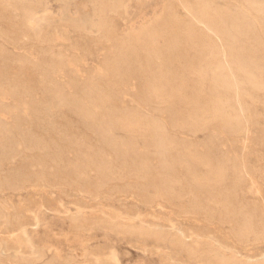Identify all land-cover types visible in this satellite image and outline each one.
<instances>
[{
	"label": "rangeland",
	"instance_id": "374dc122",
	"mask_svg": "<svg viewBox=\"0 0 264 264\" xmlns=\"http://www.w3.org/2000/svg\"><path fill=\"white\" fill-rule=\"evenodd\" d=\"M80 1L24 0L8 16L0 4V48L12 57L0 82V154L5 157L2 162L0 156V264H252L263 259L264 9L252 0H123L111 14L113 31H107L84 14ZM183 6L192 7L193 15ZM202 7L214 17L215 33L198 21ZM165 12H175L194 37H158V46L169 53L162 67L156 66L161 61L156 56L152 68L146 66L137 40L135 52H124L115 63L110 34L137 37ZM202 32L206 35L200 37ZM206 44L217 51H201ZM59 58L64 65L51 68ZM199 58L201 64L185 63ZM43 67L53 71L50 77ZM154 75L155 82L169 84L158 97L145 86ZM228 83L237 84L238 95ZM106 88L111 99L101 106L89 101ZM223 93L233 95L223 105L225 121L212 116L215 97ZM76 102L82 109L76 110ZM108 163L114 175L101 179L98 166Z\"/></svg>",
	"mask_w": 264,
	"mask_h": 264
},
{
	"label": "bare ground",
	"instance_id": "6f19581e",
	"mask_svg": "<svg viewBox=\"0 0 264 264\" xmlns=\"http://www.w3.org/2000/svg\"><path fill=\"white\" fill-rule=\"evenodd\" d=\"M89 2H84L83 0H81L80 1V5H81V7H83V9H85V8H87L86 10H85V12H84V14L85 15H87V17H93V18H96L97 19V21H98V25H99V27L101 28V29H103V30H107V31H113V27H112V25H111V23H112V20H111V14H113V13H115V12H117L118 11V9L122 6V3H123V0H88ZM251 1V0H250ZM24 2V0H0V4L2 5V7L8 12V14H6V16H8L9 15V13H10V11L11 10H15V3H23ZM251 3H255V4H257V5H259V6H261L262 7V9H264V0H252L251 1ZM203 5V4H202ZM184 7V9H185V11L187 12V14L188 15H193V8L192 7H189V6H183ZM256 8V7H255ZM23 9H25V7L23 6ZM196 10V9H195ZM221 10V9H220ZM167 11H169V9L167 10ZM175 11V10H174ZM177 12V11H176ZM196 13V12H195ZM198 16H197V19H199L198 21L201 23V25H203V27L206 29V30H208L209 32H213V33H215V31H217V30H215V27H214V23H216V21H215V19H214V17L213 16H211L210 15V12H208V10L206 9V7H202L200 10L198 9ZM209 14V15H208ZM263 14V13H262ZM161 16H163V17H161V18H159V19H155L156 21L154 22V23H150V25L149 26H147L144 30H143V32L141 33V34H139V36H137V37H119V36H117L116 34H115V31H114V34H110L111 36H110V40H111V45H110V47H111V51H112V53H113V55H114V62L115 61H118V58L120 57V55L121 54H123L124 52H126V51H132V52H135V46H134V41L135 40H137V42H138V44H139V46L141 47V50L143 51V52H145L146 54H145V58H146V60H147V64H146V66L147 67H149V68H152V66H153V56H156V57H158V58H161L160 60V62H159V64L158 65H156V66H158V67H162L163 65H164V63H165V61L168 59V57H169V53L166 51V50H164L163 48H161V47H159L158 46V44H157V39H158V37H160V36H162V37H164V38H167V39H172V40H175V41H177L176 39H178V35H182L183 36V39L184 40H191L193 37H194V30L193 29H191V28H189L186 24H184L183 22H181V20L179 19V16L175 13V12H165V13H163V15H161ZM219 16V15H218ZM224 17V16H223ZM20 19H24L23 21H22V23H20V26L22 27V25L23 26H25L24 24H25V16H24V14H21V16H20ZM82 20V19H81ZM256 21V20H255ZM197 22V21H196ZM185 23H186V21H185ZM198 23V22H197ZM199 23V24H200ZM15 24H17L16 22H15ZM15 24H13L14 26H15V30H16V28H18ZM239 24V23H238ZM245 24V23H244ZM241 25V24H240ZM256 25V24H255ZM263 25V24H262ZM21 27H19V28H21ZM23 28V27H22ZM21 28V29H22ZM24 28H26V27H24ZM245 28H247V26H245ZM257 29V28H256ZM258 30V29H257ZM200 31V30H199ZM202 31V30H201ZM196 32V31H195ZM206 32V31H205ZM258 32H259V30H258ZM262 32V31H261ZM228 33V32H227ZM249 33V32H248ZM199 34V33H198ZM203 34H204V32H202V33H200V37H202L203 36ZM223 34V33H222ZM204 35H206V34H204ZM209 35V34H208ZM177 36V37H176ZM211 37V36H210ZM11 40H14L13 38H10ZM207 40V39H206ZM227 40V39H226ZM242 40V39H241ZM249 40V39H248ZM167 42V41H166ZM200 42V41H199ZM219 43H220V41H219ZM198 44V43H197ZM196 44V45H197ZM221 44V43H220ZM246 44V43H245ZM250 44H252L251 42H250ZM195 45V44H194ZM254 45V44H253ZM198 46V45H197ZM203 46V47H202ZM202 46H200L199 48H200V50L201 51H206V53H208V54H213V52H216L217 51V47H215V46H213V45H202ZM197 48V47H196ZM110 51V52H111ZM200 51V52H201ZM248 51V50H247ZM222 52V51H221ZM111 53V54H112ZM237 53V52H236ZM246 53V52H245ZM250 53V52H249ZM110 53H109V55H111ZM136 54V53H135ZM10 54H8L7 53V51H5L4 49H2V48H0V82H1V78H3L4 77V74H5V72H7L8 71V68H9V64H10V61L12 60V57L11 56H9ZM138 55V54H137ZM192 55H193V53H192ZM234 55H236V54H234ZM19 56V55H18ZM136 56V55H135ZM245 56V55H244ZM13 57H14V55H13ZM24 57V56H23ZM28 57V56H27ZM200 57V56H199ZM223 57V56H222ZM253 57V56H252ZM241 58V57H240ZM120 59V58H119ZM184 59V58H183ZM216 59V58H215ZM218 59H220V58H218ZM253 59V58H252ZM110 60V59H109ZM108 60V61H109ZM123 60V59H122ZM180 60V59H179ZM223 60V59H222ZM225 60V59H224ZM223 60V61H224ZM240 60V59H239ZM250 60V59H249ZM17 61H19V60H17ZM24 61V60H23ZM121 61V60H120ZM124 61V60H123ZM200 61H203V59H201V58H199L197 61H191V62H188V61H186L185 60V63H187V64H192L191 66H194L195 64H201L200 63ZM213 61L214 60H212V64H213ZM231 61H233V60H231ZM257 61V60H256ZM13 62V61H12ZM11 62V63H12ZM52 62V61H51ZM110 62V61H109ZM113 62V63H114ZM238 62V61H237ZM239 62H241V61H239ZM245 62V61H244ZM116 63V62H115ZM2 64V65H1ZM21 64V63H20ZM49 64V63H48ZM111 64V63H110ZM118 64V63H117ZM136 64V63H135ZM225 64H226V62H225ZM244 64V63H243ZM252 64H254V63H252ZM264 64V63H263ZM62 65H64V60L63 59H57V60H55L54 62H52L51 64H50V66H51V68H60V67H62ZM113 65V64H112ZM236 65V64H235ZM49 66V67H50ZM119 66V65H118ZM122 66V65H121ZM133 66V65H132ZM200 66V65H199ZM202 66V65H201ZM207 66V65H206ZM210 66V65H209ZM214 66H215V64H214ZM229 66H230V64H229ZM229 66H228V68H229ZM42 67V66H41ZM120 67V66H119ZM123 67V66H122ZM121 67V68H122ZM217 67V66H216ZM222 67V66H221ZM238 67V66H237ZM126 68V67H125ZM132 68V67H131ZM134 68V67H133ZM135 68H136V66H135ZM145 67H143V69H144ZM218 68V67H217ZM24 69V68H23ZM120 69V68H119ZM190 69V68H189ZM193 69V68H192ZM230 69H232V68H230ZM229 69V70H230ZM237 69V68H236ZM227 70V69H226ZM41 71L43 72V74L45 75V76H48V77H50V71H52V70H50L49 71V69L46 67V68H41ZM56 71V70H55ZM121 71H123L124 73H125V71L124 70H121ZM120 71V72H121ZM127 71V70H126ZM137 71V70H136ZM139 71H140V69H139ZM150 71V70H149ZM201 71V70H200ZM10 72V71H9ZM9 72H7V73H9ZM33 72V71H32ZM53 72V71H52ZM120 72H118V73H120ZM153 72H154V70H153ZM165 72V71H164ZM230 72V71H229ZM228 72V73H229ZM250 72V71H249ZM129 73V72H128ZM135 73V72H134ZM141 73V72H140ZM139 73V74H140ZM240 73V72H239ZM238 73V74H239ZM244 73V72H243ZM40 74V73H39ZM52 74V73H51ZM137 74V73H136ZM157 74V73H156ZM237 74V75H238ZM263 74V73H262ZM125 75V74H124ZM134 75V74H133ZM141 75H142V73H141ZM147 75V74H146ZM182 75V74H181ZM216 75V74H215ZM251 75V74H250ZM253 75H255V74H253ZM119 76V75H118ZM130 77H131V75H129ZM135 76V75H134ZM160 76V75H159ZM196 76V75H195ZM204 76V75H203ZM232 76V75H231ZM5 77H6V75H5ZM120 77H124V76H120ZM126 77V76H125ZM145 77V76H144ZM211 77V76H210ZM234 77V76H233ZM251 77H252V75H251ZM255 77V76H254ZM258 76H256V78H257ZM260 77V76H259ZM127 78V77H126ZM140 78V77H139ZM149 78V77H148ZM157 78V76H155L154 75V79H153V81L152 82H146L145 81V86H146V88L148 89V92H149V94L151 95V96H155V97H158V96H160V93H162V91L164 90V88L165 87H167L169 84H167V83H162V82H155V80H157L156 79ZM199 78V77H198ZM242 78V77H241ZM261 78V77H260ZM121 79V78H120ZM212 79V78H211ZM244 79V78H243ZM210 80V79H209ZM230 80V79H229ZM233 80V79H232ZM257 80V79H256ZM211 81V80H210ZM214 81V80H213ZM245 81V80H244ZM196 82V81H195ZM230 82V81H229ZM233 82H236V81H233ZM49 83V82H48ZM142 83H143V81H142ZM263 83V82H262ZM114 84V83H113ZM225 83L223 82V85H224ZM241 84V83H240ZM261 84V83H260ZM180 85V84H179ZM218 85V84H217ZM227 86L228 85H231V86H228L227 88H231V89H233V93H237V89H238V87H237V84H236V86L235 85H233V84H226ZM1 86H2V84H1ZM222 86V85H221ZM15 87V86H14ZM17 87H21V86H16L15 88H17ZM45 87V86H44ZM118 87V86H117ZM120 87V86H119ZM144 87V86H143ZM236 87H237V89H236ZM46 88H49V87H46ZM116 88V87H115ZM182 88V87H181ZM22 89V88H21ZM263 89V88H262ZM13 90V89H12ZM16 90V89H15ZM90 90V89H89ZM100 90V93H98V96L96 95V97H89L88 95H86V91L84 92L85 93V97H89L88 99H89V101L91 102V103H93V104H95V105H102V104H104V101H108L109 99H111L110 98V95H109V92H108V90H107V88H106V90L105 89H103L102 91H101V89H99ZM196 90V89H195ZM216 90H217V88H216ZM215 90V91H216ZM10 91V90H9ZM18 91V90H17ZM92 91V90H91ZM219 91H221V90H219ZM224 91V90H223ZM3 92V91H2ZM15 92V91H14ZM13 92V93H14ZM54 92V91H53ZM83 92H81V93H83ZM88 92V91H87ZM195 92V91H194ZM228 92V91H227ZM17 93H20V91H18V92H16V94ZM25 93V92H24ZM90 93L91 92H89V95H90ZM95 93H97V92H95ZM181 93V92H180ZM186 93V92H185ZM7 94V93H6ZM110 94H111V92H110ZM25 95V94H24ZM58 95V94H57ZM71 95V94H70ZM74 95V94H73ZM76 95V94H75ZM193 95V94H192ZM206 95H208V93L206 94ZM236 95H238V94H236ZM236 95H235V97H236ZM15 96V95H14ZM18 96H20V95H18ZM66 96V95H65ZM64 96V97H65ZM69 96V95H68ZM84 96V95H83ZM185 96V95H184ZM214 96V95H213ZM212 96V97H213ZM231 96H233V95H231L230 93H229V95H227L226 93H223L222 95H218L217 97H215V107H214V109L212 110V116L213 117H217V118H220V119H222V120H224V119H226V116H227V114H225L224 113V111H223V105L224 104H230V102L232 101V97ZM60 97V96H59ZM63 97V96H62ZM114 97V96H113ZM206 97V96H205ZM238 97V96H237ZM251 97V96H250ZM44 98V97H43ZM54 98V97H53ZM84 98V97H83ZM187 98V97H186ZM208 98H209V96H208ZM40 99V98H39ZM61 99V98H60ZM82 99V98H81ZM86 99V98H85ZM202 99V98H201ZM47 100V99H46ZM67 100H68V97H67ZM70 100V99H69ZM72 100H73V97H72ZM71 100V103L73 102ZM203 100V99H202ZM207 100V99H206ZM205 100V101H206ZM211 100V99H210ZM29 101V100H28ZM31 101H33L34 103H36L37 104V102L35 101V100H32L31 99ZM79 101H81V100H79ZM89 101L87 102V103H89ZM182 101V100H181ZM204 101V100H203ZM213 101V100H212ZM51 102H53V101H51ZM56 102V101H55ZM62 102L64 103V101L62 100ZM82 103H81V105L83 104V101H81ZM26 105H27V103L26 102H24ZM29 103V102H28ZM77 103V102H76ZM78 103H80V102H78ZM76 104V105H74V106H77L76 107V110L80 107L81 108V106L79 105V104ZM31 104V103H30ZM62 104V103H61ZM67 104V103H66ZM191 104V103H190ZM205 104H207V103H205ZM0 105H2L1 103H0ZM23 105V104H22ZM46 105H47V103H46ZM52 105V104H51ZM67 105H69V104H67ZM87 105V104H86ZM86 105H84L85 107H89V106H86ZM32 106V105H31ZM30 106V107H31ZM34 106V105H33ZM48 106H49V104H48ZM71 106V105H70ZM205 106V105H204ZM230 106V105H229ZM234 106V105H233ZM243 106V105H242ZM36 107V106H35ZM44 107V106H43ZM47 107V106H46ZM83 107V106H82ZM103 107V106H102ZM136 107V106H135ZM32 108V107H31ZM41 108V107H40ZM71 108H73V107H71ZM105 108V106L103 107V109ZM236 108V107H235ZM240 110H242L240 107H238ZM37 109V108H36ZM43 109V108H42ZM47 109V108H46ZM75 108H73V110H74ZM82 109V108H81ZM84 109H86V110H84V111H82L81 110V113H83L84 114V116L86 117V115L88 116L89 115V111L87 110V108H84ZM90 110H91V108H89ZM164 109V108H163ZM162 109V110H163ZM169 109V108H168ZM193 109V108H192ZM232 109V108H231ZM237 109V108H236ZM79 110V109H78ZM38 111H39V109H38ZM75 111V110H74ZM93 111V110H92ZM104 111V110H103ZM166 111V110H165ZM178 111V110H177ZM140 112V111H139ZM205 112V111H204ZM59 113V112H58ZM76 113V112H75ZM78 113V112H77ZM80 113V112H79ZM93 113V112H92ZM134 113V112H133ZM200 113V112H199ZM17 114V113H16ZM62 114V113H61ZM103 114V113H102ZM235 114H237V113H235ZM242 114V113H241ZM92 115V114H91ZM91 115H90V117H91ZM105 115V114H104ZM123 115V114H122ZM200 115H202V113L200 114ZM15 116V115H14ZM16 116H19V115H16ZM120 116V115H119ZM79 117H81L80 115H79ZM83 117V116H82ZM89 117V118H90ZM125 117V116H124ZM201 117V116H200ZM238 118H239V116H237ZM19 118V117H18ZM21 119H22V117H20ZM19 118V119H20ZM38 118V117H37ZM84 118V117H83ZM119 118V117H118ZM133 118V117H132ZM145 118V117H144ZM94 119V118H93ZM121 119V118H120ZM124 119V118H123ZM129 119V118H128ZM208 119V118H207ZM122 120V119H121ZM127 120V119H126ZM131 120H134V119H131ZM130 119L128 120V122H130L131 121ZM3 121V123H4V121L5 120H2ZM21 121V120H20ZM93 121H95V119L93 120ZM98 121V120H97ZM97 121H95V122H97ZM194 121H195V119H194ZM225 121V120H224ZM234 121V120H233ZM237 121H240V120H237ZM16 122H17V120H16ZM24 122V121H23ZM89 122V121H88ZM113 122V121H112ZM126 122V121H125ZM160 122H162V121H160ZM211 122V121H210ZM220 122V121H219ZM2 123V124H3ZM5 123H7V122H5ZM4 123V124H5ZM83 123H85V122H83ZM89 123H91V122H89ZM105 123V122H104ZM115 123H117V124H119L118 122H115ZM114 123V124H115ZM136 123V122H135ZM139 123V122H138ZM154 123V122H153ZM235 123V122H234ZM240 123V122H239ZM9 124V123H8ZM93 124V123H92ZM97 124V123H96ZM96 124H95V126H96ZM107 124V123H106ZM131 124H133V123H131ZM148 124V123H147ZM7 125V124H6ZM85 125V124H84ZM90 125V124H89ZM88 125V126H89ZM94 125V124H93ZM98 125V124H97ZM113 125V124H112ZM128 125V124H127ZM153 125V124H152ZM231 125L232 124H230V127H231ZM238 125V124H237ZM13 126V125H12ZM15 126V125H14ZM86 126H87V124H86ZM94 126V127H95ZM117 126V125H116ZM122 125H120V127H121ZM124 126V125H123ZM123 126H122V128H123ZM2 127V126H1ZM7 128H8V126H6ZM11 127V126H10ZM19 127V126H18ZM22 127V126H21ZM93 127V126H92ZM100 127V126H99ZM115 127V126H114ZM129 127V126H128ZM138 127V126H137ZM149 127H150V125H149ZM157 127V126H156ZM156 127H154V129L156 128ZM221 127V126H220ZM234 127H235V125H234ZM90 128V127H89ZM96 128V127H95ZM97 128H98V126H97ZM106 128V127H105ZM112 128H113V126H112ZM143 129L145 128V127H142ZM153 128V127H152ZM3 129V128H2ZM1 129V130H2ZM9 129V128H8ZM11 129H12V127H11ZM22 129H24V128H22ZM98 129H100V128H98ZM111 129V128H110ZM114 129V128H113ZM116 129H117V127H116ZM127 129V128H126ZM139 129V128H138ZM4 130H6V128L4 129ZM14 130V129H13ZM15 130H17V127H16V129ZM21 130V129H20ZM92 130V129H91ZM109 130V129H108ZM115 130V129H114ZM153 130V129H152ZM163 130V129H162ZM9 131H10V129H9ZM12 131V130H11ZM18 131V130H17ZM24 132L26 131V130H23ZM102 131V130H101ZM111 131H112V129H111ZM135 131H137V129L135 130ZM154 131V130H153ZM7 132V131H6ZM21 132V131H20ZM92 132H93V130H92ZM94 132H96V131H94ZM141 132V131H140ZM12 133V132H11ZM17 133V132H16ZM22 133V132H21ZM59 133V132H58ZM71 133V132H70ZM70 133H68L69 135H70ZM73 133V132H72ZM136 133H139V132H136ZM142 133V132H141ZM1 134V133H0ZM8 134H10L9 132H8ZM18 134H20V133H18ZM17 134V136H19ZM66 134V133H65ZM75 134V133H74ZM96 134H97V132H96ZM100 134V133H99ZM104 134V133H103ZM103 134H102V136H103ZM135 134V133H134ZM151 134V133H150ZM4 135H6V134H4ZM21 135V134H20ZM30 135V134H29ZM29 135H28V138L27 139H29ZM68 135V136H69ZM101 135V134H100ZM109 135V134H108ZM113 135V134H112ZM143 135V134H142ZM149 135V134H148ZM154 135V134H153ZM3 136V135H2ZM8 136H10V135H8ZM12 136V135H11ZM67 136V137H68ZM87 136V135H86ZM96 136H99V135H96ZM111 136V135H110ZM140 136V135H139ZM7 137V136H6ZM21 137V136H20ZM23 137V136H22ZM66 137V136H65ZM71 137V136H70ZM78 137H79V135H78ZM81 137V136H80ZM104 137H106L105 135H104ZM132 137H134V136H132ZM136 137V136H135ZM144 137V136H143ZM152 137V136H151ZM166 137H167V135H166ZM0 138H1V135H0ZM12 138V137H11ZM14 138V137H13ZM12 138V139H13ZM33 138V137H32ZM82 138V137H81ZM108 138V137H107ZM112 138V137H111ZM111 138H110V141H111ZM139 138V137H138ZM142 138V137H141ZM159 138H161V137H159ZM9 139V138H8ZM22 139H24V137L22 138ZM60 139H61V137H60ZM62 139H63V136H62ZM68 139V138H67ZM73 139V138H72ZM72 139H70V141L72 140ZM74 139H75V137H74ZM99 139H101V138H99ZM109 139V138H108ZM114 139V138H113ZM149 139H150V137H149ZM7 140V139H6ZM10 140V139H9ZM13 140H15V138L13 139ZM12 140V141H13ZM33 140H35V139H33ZM105 140V139H104ZM129 140V139H128ZM144 140H145V138H144ZM162 140V139H161ZM17 141V140H16ZM22 141V140H21ZM21 141H19V144H21ZM24 141V140H23ZM31 141V140H30ZM35 141H37V138H36V140ZM60 141V140H59ZM69 141V140H68ZM70 141H69V143H70ZM98 141V140H97ZM102 141H103V139H102ZM106 141V143H107V140H105ZM109 141V140H108ZM113 141V140H112ZM111 141V142H112ZM124 141H127V140H124ZM134 141L135 140H133V143H134ZM155 141V140H154ZM6 142V141H5ZM33 142L34 141H32L31 143L33 144ZM40 142V141H39ZM38 142V144H40ZM60 142H62V140L60 141ZM65 142V141H64ZM77 142V141H76ZM75 142V143H76ZM80 142V141H79ZM84 142H86V141H84ZM99 142V141H98ZM110 142V143H111ZM146 142H147V140H146ZM174 142H176V141H174ZM9 143H12L11 141L9 142ZM15 143H17V142H15ZM30 143V142H29ZM30 143V144H31ZM45 143V142H44ZM71 143H72V141H71ZM100 143V142H99ZM104 143V142H103ZM102 143V144H103ZM105 143V144H106ZM109 143V142H108ZM114 143H116V141L114 142ZM131 143V142H130ZM125 144L126 146L127 145H131V144ZM160 143V147H162L161 146V142H159ZM172 143V142H171ZM1 144V143H0ZM7 144H8V142H7ZM25 144V143H24ZM37 144V145H38ZM79 144V143H78ZM82 144V143H81ZM80 144V145H81ZM104 144V145H105ZM112 144V143H111ZM111 144H106V146L108 145H111ZM118 145H119V143H117ZM123 144V143H122ZM170 144V143H169ZM12 145H15V144H13L12 143ZM17 145V144H16ZM35 145V147H36V143L34 144ZM46 145V144H45ZM59 144H57V146H58ZM60 145H62L61 143H60ZM59 145V147H61ZM74 145V144H73ZM76 145V144H75ZM104 145H102L103 146V148H104ZM114 145V144H113ZM5 146V145H4ZM25 146V145H24ZM42 146H44V145H42ZM112 146V145H111ZM115 147H116V145H114ZM114 146H113V148H114ZM122 146V145H121ZM121 146H120V148H121ZM149 146H151V145H149ZM148 146V147H149ZM168 146V145H167ZM184 146V145H183ZM13 147V146H12ZM84 147V146H83ZM130 147V146H129ZM136 147V146H135ZM146 147H147V145H146ZM145 147V148H146ZM147 147V148H148ZM153 147V146H152ZM156 147H159V145L158 146H156ZM8 148H9V146H8ZM16 148V147H15ZM45 148V147H44ZM92 148V147H91ZM112 148V149H113ZM119 148V149H120ZM123 148V147H122ZM131 148H132V145H131ZM150 148V147H149ZM155 148V147H154ZM173 148V147H172ZM210 148V147H209ZM208 148V149H209ZM10 150H11V148H9ZM40 149V148H39ZM81 149V148H80ZM99 149H100V147H99ZM170 149V148H169ZM13 150H15V149H13ZM85 150V149H84ZM98 150V149H97ZM111 150V149H110ZM115 150V149H114ZM132 150V149H131ZM133 150L135 151V149L133 148ZM168 150V149H167ZM2 151V150H1ZM6 151V150H5ZM9 151V150H8ZM41 151H42V149H41ZM91 151H92V149H91ZM112 151V150H111ZM116 151H117V148H116ZM120 151V150H119ZM119 151H117V152H119ZM124 151V150H123ZM166 151V150H165ZM206 151V150H205ZM10 152V151H9ZM15 152V151H14ZM61 152V151H60ZM87 152V151H86ZM95 152H97V151H95ZM94 152V153H95ZM100 152H101V150H100ZM100 152H98V153H100ZM125 152V151H124ZM129 152V151H128ZM8 153V152H7ZM87 153H90L89 151L87 152ZM97 153V154H98ZM105 153V152H104ZM104 153H103V151L101 152V154H103L104 155ZM109 153V152H108ZM116 153V152H115ZM122 153V152H121ZM130 153V152H129ZM144 153V152H143ZM158 153H159V151H158ZM157 153V154H158ZM193 153V152H192ZM205 153V152H204ZM3 154H4V152H3ZM44 154V153H43ZM48 154V153H47ZM82 154H84V152H82ZM110 154H112V153H110ZM9 155V154H8ZM11 155V154H10ZM49 155V154H48ZM85 155V154H84ZM89 155V154H88ZM87 155V156H88ZM102 155V156H103ZM106 155H108V154H106ZM123 156H124V154H122ZM154 155V154H153ZM187 155V154H186ZM198 155V154H197ZM0 156H2L1 158H2V162H3V158H5L4 157V155H2V154H0ZM43 156H45V155H43ZM42 156V157H43ZM47 156V155H46ZM78 156V155H77ZM99 156V154L97 155V157ZM132 156H133V154H132ZM137 156H138V154H137ZM160 156V155H159ZM171 156V155H170ZM185 156V155H184ZM42 157H40L41 159H42ZM84 157H86V156H84ZM106 157V156H105ZM108 157V156H107ZM116 157V156H115ZM121 157V156H120ZM125 158H126V156H124ZM141 157H142V155H141ZM156 157H157V155H156ZM54 158V157H53ZM88 159L89 158H91L90 156L89 157H87ZM96 158V157H95ZM101 158V157H100ZM146 158V157H145ZM177 158V157H176ZM179 158V157H178ZM204 158V157H203ZM35 159V158H34ZM43 159L45 160V158L43 157ZM82 159V158H81ZM127 159H129V157L127 156ZM147 159V158H146ZM183 159V158H182ZM201 159V158H200ZM44 160H40V161H43L44 162ZM94 160V159H93ZM98 160V159H97ZM102 160H104V159H102ZM135 160V159H134ZM198 160V159H197ZM203 160V159H202ZM38 161V160H37ZM46 161V160H45ZM72 161V160H71ZM85 161H86V159H85ZM100 161V160H99ZM121 161H123L122 159H121ZM125 161H127V160H125ZM133 161V160H132ZM144 161V160H143ZM203 161H205V160H203ZM60 162H62V161H60ZM70 162V161H69ZM82 162H84V161H82ZM105 162V161H104ZM140 162V161H139ZM176 162V161H175ZM221 162V161H220ZM38 163H41V162H38ZM106 163V162H105ZM146 163V162H145ZM144 163V164H145ZM177 163H178V161H177ZM81 164V163H80ZM140 164V163H139ZM170 164V163H169ZM190 164H192V163H190ZM43 165V164H42ZM70 165H71V163H70ZM69 165V166H70ZM87 165V164H86ZM99 165H102V166H98V170H99V172H100V175L101 176H99L100 178L102 177V178H105V177H108L109 178V176L111 177L112 175H114V173H112V171H111V167L109 166V163H108V166H105V165H103V164H99ZM107 165V164H106ZM121 165H122V163H121ZM142 165V164H141ZM149 165H151V164H149ZM232 165V164H231ZM46 166V165H45ZM129 166V165H128ZM143 166V165H142ZM206 166V165H205ZM217 166H219V165H217ZM64 167H65V164H64ZM77 167V166H76ZM79 167V166H78ZM190 167V166H189ZM214 167V166H213ZM146 168V167H145ZM148 168V167H147ZM222 168H223V166H222ZM138 169V168H137ZM160 169V168H159ZM65 170H66V168H65ZM68 170V169H67ZM81 170V169H80ZM138 170H140V169H138ZM162 170V169H161ZM219 170V172H223L221 169H218ZM224 170V169H223ZM96 171V170H95ZM116 171V170H115ZM121 171H123V170H121ZM136 171V170H135ZM151 171H152V169H151ZM169 170H167L166 172H168ZM86 172V171H85ZM138 172V171H137ZM170 172H172V171H170ZM176 172V171H175ZM47 173V172H46ZM97 173H98V171H97ZM96 173V174H97ZM123 173V172H122ZM150 173V172H149ZM169 173V172H168ZM195 173V172H194ZM40 174V173H39ZM80 174V173H79ZM95 174V175H96ZM124 174V173H123ZM165 174V173H164ZM22 175H24L23 173H22ZM21 175V176H22ZM50 175V174H49ZM117 175V174H116ZM115 175V177H116V179H117V176ZM118 175H119V173H118ZM149 175V174H148ZM199 175V174H198ZM197 175V176H198ZM203 175H204V173H203ZM36 176V175H35ZM81 176H83V175H81ZM97 176V175H96ZM96 176H94V177H96ZM140 176H142V175H140ZM201 176V175H200ZM215 176V175H214ZM57 177V176H56ZM98 177V176H97ZM169 177H171V175L169 176ZM186 177V176H185ZM192 177V176H191ZM205 177H207V176H205ZM204 177V178H205ZM220 175L218 174L217 176H216V179L214 180V181H216V180H219L220 178ZM101 178V179H102ZM165 178H167V177H165ZM188 178V177H187ZM194 178V177H193ZM96 179V178H95ZM99 179V178H98ZM169 179V178H168ZM189 179V178H188ZM200 179V178H199ZM203 179V178H202ZM65 180V179H64ZM121 180V179H120ZM176 180V179H175ZM91 181H92V179H91ZM97 181H99L100 182V180H97ZM101 181H103V180H101ZM163 181V180H162ZM188 181V180H187ZM186 181V182H187ZM198 181V180H197ZM202 181V180H201ZM206 181H207V179H206ZM89 182V181H88ZM94 182H96V181H94ZM161 182V181H160ZM165 182V181H164ZM180 183H181V181H179ZM179 182H178V184H179ZM189 182V181H188ZM208 182V181H207ZM93 183V182H92ZM97 183V182H96ZM101 183V182H100ZM172 183V182H171ZM221 183V182H220ZM235 183V182H234ZM60 184V183H59ZM68 184V183H67ZM69 184H71V183H69ZM163 184V183H162ZM210 184V183H209ZM92 185V184H91ZM95 186L97 185V184H94ZM99 185V184H98ZM180 185V184H179ZM183 185V184H182ZM185 185V184H184ZM190 185V184H189ZM192 185V184H191ZM190 185V186H191ZM215 185V184H214ZM68 186V185H67ZM86 186H90V185H86ZM95 186H93V187H95ZM101 186V185H100ZM99 186V187H100ZM164 186H166V185H164ZM168 186V185H167ZM188 186V185H187ZM194 186V185H193ZM193 186H191V187H193ZM202 186V185H201ZM72 187V186H71ZM80 187V186H79ZM114 187V186H113ZM170 187H174V186H170ZM184 187H186V186H184ZM190 187V188H191ZM195 187V186H194ZM176 188H178V187H176ZM210 188H212L211 186H210ZM216 188V187H215ZM214 188V189H215ZM226 188V187H225ZM163 189H164V187H163ZM131 190V189H130ZM174 190V189H173ZM180 190H181V188H180ZM188 190V189H187ZM195 190V189H194ZM197 190H199V189H197ZM207 190H209V189H207ZM207 190L205 191V192H207ZM216 190V189H215ZM162 191V190H161ZM174 191H176V190H174ZM178 191V190H177ZM193 192V191H192ZM199 192H201V190L199 191ZM167 193V192H166ZM180 193V192H179ZM202 193V192H201ZM184 193H182V195H183ZM191 194V193H190ZM204 194V193H203ZM196 196V195H195ZM197 197V196H196ZM95 198V197H94ZM207 198V197H206ZM204 199V198H203ZM204 200H206V199H204ZM209 200V199H208ZM218 200V199H217ZM170 201V200H169ZM198 201V200H197ZM200 201V200H199ZM228 201H230V200H228ZM168 202V201H167ZM216 202V201H215ZM190 203V202H189ZM205 203H207V202H205ZM210 203H213L212 201L210 202ZM232 205V204H231ZM211 206V205H210ZM195 207V206H194ZM201 207V206H200ZM212 207V206H211ZM232 207H234V206H232ZM193 208V207H192ZM208 208V207H207ZM240 208V207H239ZM194 209V208H193ZM231 209V208H230ZM227 210V209H226ZM210 211V210H209ZM207 212V211H206ZM218 212V211H217ZM222 212V211H221ZM237 212V211H236ZM1 213V212H0ZM211 213V212H210ZM227 213V212H226ZM231 213V212H230ZM214 214V213H213ZM222 214V213H221ZM238 214V213H237ZM4 215V214H3ZM15 215V214H14ZM227 215H229V214H227ZM82 217V216H81ZM3 218H5V217H3ZM207 218V217H206ZM0 219H2V218H0ZM75 219V218H74ZM102 219V218H101ZM90 220V219H89ZM211 220V219H210ZM214 221V220H213ZM168 223V222H167ZM122 224V223H121ZM211 224V223H210ZM237 224V223H236ZM240 223L238 222V225H239ZM130 225V224H129ZM160 225V224H159ZM214 225V224H213ZM141 225H139V227H140ZM163 226V225H162ZM264 226V225H263ZM144 227V226H143ZM238 228V227H237ZM141 229V228H140ZM146 229V228H145ZM240 229V228H239ZM183 230V229H182ZM231 230V229H230ZM242 230V229H241ZM118 231V230H117ZM177 231V230H176ZM157 232V231H156ZM170 232V231H169ZM248 232V231H247ZM173 233V232H172ZM211 233V232H210ZM209 233V234H210ZM184 234V233H183ZM248 234V233H247ZM154 235V234H153ZM182 235V234H181ZM190 235V234H189ZM241 235H242V233H241ZM262 235V234H261ZM149 236V235H148ZM173 236V235H172ZM193 236V235H192ZM237 236V235H236ZM153 237V236H152ZM244 237V236H243ZM158 238V237H157ZM172 238V237H171ZM186 238V237H185ZM242 238V237H241ZM189 239H191V238H189ZM182 241V240H181ZM175 242V241H174ZM173 242V243H174ZM183 242V241H182ZM189 242V241H188ZM223 242V241H222ZM240 242V241H239ZM219 243V242H218ZM177 244V243H176ZM182 244V243H181ZM188 245V243L184 246V247H186ZM223 245V244H222ZM226 245V244H225ZM190 246V245H189ZM228 246V245H227ZM211 247V246H210ZM229 247H231V245L229 246ZM243 247V246H242ZM188 248V247H187ZM195 248H196V246H195ZM189 249V248H188ZM192 250V249H191ZM205 250V249H204ZM211 251V250H210ZM190 252V251H189ZM193 252H195L196 253V249H195V251L193 250ZM205 252V251H204ZM215 252V251H214ZM209 253V252H208ZM191 254V253H190ZM199 254V253H198ZM206 254H207V252H206ZM211 254V253H210ZM209 254V255H210ZM219 254V253H218ZM260 254V253H259ZM191 255H195L194 253L193 254H191ZM213 256V255H212ZM258 256V255H257ZM216 256L214 255V258H215ZM254 257V256H253ZM259 257H260V255H259ZM264 257V256H263ZM261 258V257H260ZM219 261V260H218ZM221 261V260H220ZM252 264H264V258L263 259H257V260H254L253 262H252Z\"/></svg>",
	"mask_w": 264,
	"mask_h": 264
}]
</instances>
